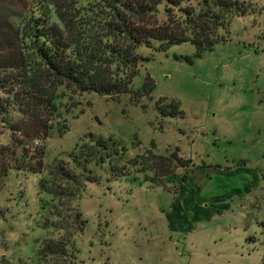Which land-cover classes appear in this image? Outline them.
Returning <instances> with one entry per match:
<instances>
[{
    "label": "rangeland",
    "instance_id": "obj_1",
    "mask_svg": "<svg viewBox=\"0 0 264 264\" xmlns=\"http://www.w3.org/2000/svg\"><path fill=\"white\" fill-rule=\"evenodd\" d=\"M241 1L249 12L228 14L222 41L201 58L189 43L165 52L139 47L144 61L134 94L113 99L68 92L69 114L53 123L52 137L32 147L45 148L46 171L67 163L91 134L120 142L130 159L176 153L193 164L188 185L183 188L189 178L181 185L183 168L164 180L166 188L87 183L76 206L86 225L75 247L45 259L38 255L44 241L69 234L44 227L50 198L40 193V177L11 169L0 177V264H262L264 0ZM199 3L205 0L185 6ZM148 75L154 87L141 96ZM170 103L183 114L170 116ZM20 121L17 113L0 116L6 163L20 156L11 130Z\"/></svg>",
    "mask_w": 264,
    "mask_h": 264
},
{
    "label": "trees",
    "instance_id": "obj_2",
    "mask_svg": "<svg viewBox=\"0 0 264 264\" xmlns=\"http://www.w3.org/2000/svg\"><path fill=\"white\" fill-rule=\"evenodd\" d=\"M188 1L0 0V116H21L11 125L20 156L6 163L9 150L0 148V177L11 169L38 175L41 195L50 198L44 205V227L69 234L44 241L39 258L63 256L68 247H75V235L86 225L76 206L87 183L125 180L166 188L164 180L180 168L185 170L182 186L193 172L192 162L176 153L130 159L123 144L93 134L68 155L67 163L57 162L47 171L45 148H32L36 141L52 137L53 123L69 114L68 92L113 99L134 94L133 80L144 61L137 54L139 47L165 52L189 43L196 48L194 58H201L222 41L219 31L228 27V14L249 12L241 0L185 6ZM161 17L167 22L159 23ZM153 87L148 75L141 96ZM170 106V116L183 114L176 103ZM67 130L58 133L63 136ZM261 228L264 236V223ZM262 245L264 264V239Z\"/></svg>",
    "mask_w": 264,
    "mask_h": 264
},
{
    "label": "crops",
    "instance_id": "obj_3",
    "mask_svg": "<svg viewBox=\"0 0 264 264\" xmlns=\"http://www.w3.org/2000/svg\"><path fill=\"white\" fill-rule=\"evenodd\" d=\"M190 181H191V176H189V180H188V182L183 186V188L186 187Z\"/></svg>",
    "mask_w": 264,
    "mask_h": 264
}]
</instances>
